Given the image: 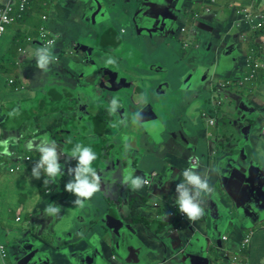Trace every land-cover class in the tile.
<instances>
[{"label":"crops","instance_id":"0c3cea01","mask_svg":"<svg viewBox=\"0 0 264 264\" xmlns=\"http://www.w3.org/2000/svg\"><path fill=\"white\" fill-rule=\"evenodd\" d=\"M0 1L2 4L0 7L7 2V0ZM18 2L19 0H14V6L17 10ZM93 2L96 5L93 6ZM146 2L150 3L151 6L153 0H52L48 5L42 7V12L39 13L38 8L27 19H25L27 16L20 18V20L15 18L7 25L6 30L0 36V173L5 170L16 173L23 168L21 161L16 159L10 149L7 148L9 143L14 141L17 142L16 146H21L24 140L23 137H25L23 132L18 130L21 126L26 125L27 121H38L35 115L40 112L47 113L46 118L48 117V120L51 121L54 112L57 110L63 112V105L71 104V110L74 108L75 114L81 115L84 119L78 125V129L82 130V135L77 133L75 139L67 138V141L72 147L76 145L77 141L81 143H99L100 140L97 137V133L104 132L102 130L97 131V125L99 124L100 128L110 129L111 133L108 134V137L111 141L108 142L104 152L106 158L111 159L116 154L122 160L126 157L124 165H121V163L115 165V172L119 176L123 177L125 175L124 169L132 166V169H134L133 176L138 175L149 180V185H144L143 188L135 191L138 197L147 200L145 207L138 208V213L146 216L148 220H151L152 224L153 220H156L165 222L166 226L162 229L155 224L157 228L152 229L144 223L135 225V223H127L125 221L128 229H120L121 238H114L112 232L102 222L103 217L109 212L111 201L117 204L120 213L127 216L129 209L127 206L131 199L128 198L123 203L125 207L122 204L121 207L119 205L121 199L118 200L116 198L109 201L107 200V195L100 190L90 200L86 201L85 206L82 208L73 203L76 199L75 196L69 198L67 202L65 201L64 205L58 202L57 206L64 208L62 219H52V229H55V231L52 232V229H49L46 232L44 228L45 220L55 215L45 216L44 209L49 204L53 205L52 202L57 196L54 194L42 195L41 200L33 206V211L29 210V207L24 208L31 212V219H26V226L21 227L13 235V243L10 245V241L5 242L2 238L0 239L8 248L9 259L12 253L15 264H189V260L192 259L196 264H207L206 260L211 261V264H264V224L247 229V218L240 211L222 206L224 208L227 207L228 211L225 209L227 212V215H225V211L220 208L221 215L218 214L219 207L218 211H210L209 207H207L211 196L214 198L223 194L219 183V165L217 164L220 163L223 157L232 154L231 151H228V148L237 147L238 152L236 154L240 153L241 149L244 148L248 154V147H250L248 144L251 141V146L256 144V149H259V147L264 148V129L256 135L251 132V129L257 125L256 120L248 116V113L244 110V115L241 116H239V112L242 111L236 113L231 111L235 105V88L229 94L233 96L230 102L226 103V105L225 103L223 105L222 102V110L216 106L221 99L218 100L212 96L214 89L217 90L214 80L218 79V83L226 80L232 85L231 80L235 79L234 82L238 81L236 85L235 83L233 85L237 89L240 86L241 78L247 73L245 64L249 59L246 40L253 33V30H256L251 23L244 19L245 13L250 12L252 15L255 14V17L260 16L264 20V3L261 0H186L185 3L180 0L182 14L179 15V28H174L168 34L144 36L137 33L136 23L140 17L139 14H136L141 5ZM102 4L105 5V8L96 13L98 10L97 6ZM260 5L262 7L258 9ZM198 13H202L200 16H203V20L201 19L200 21V19L196 18ZM40 14L42 17L44 14L48 15V27H45L57 38L56 44H50V46H54L55 61L49 65L47 72H43L48 75L45 79L41 78V76L35 77V75L31 79L28 70L26 68L22 70L21 77L24 78V81L21 79L20 81L28 86L26 89L14 91L8 84L9 78L14 75L7 74L4 76L2 68H5L8 63L21 65L22 61L18 53L20 52V46L26 47L30 44L25 43L22 45L21 41L17 40V36L21 32L25 36L27 32L29 35L30 31L38 30L39 27L37 29L34 28L32 19ZM90 15L92 18L87 20ZM59 22H62V25H58L57 23ZM122 25H126L128 31L131 32L127 34L121 28ZM248 27L250 30L245 32ZM119 28L122 30L119 31ZM184 28L186 32L180 34ZM196 28L208 33V35L204 34L202 36V41L211 58H206L205 65L193 64L191 61H187V63L191 65V68L198 65L203 67L201 68L202 75L208 71L207 75H210L209 79L211 82L206 87L205 84H201L203 82L200 81L201 83H199L195 80L191 88L187 90L182 88V84L188 75L184 76L183 73L177 78L181 79L184 77L180 86L182 91H193L196 88L197 90H207V94H209L208 91L210 92V98L206 97L195 102V104L202 102L197 107L200 114L207 113V118L204 119L202 116L205 124L204 129L196 130L194 133H190L187 129H183L184 133L171 131L168 128L170 123L161 119L150 105L143 101L135 100L137 92L140 91V88L136 87V81L138 80L135 75L140 72V61L150 56L145 54V57H141L142 48H150L148 42L153 41L151 49L156 52L153 56L150 52L154 65V63L158 62L154 57L159 58L157 49L164 45L170 52L172 51L171 44L168 41L169 38L182 39L183 48L189 49L191 45L185 46V43L192 44V40L195 39L194 36L198 30ZM85 31L89 34L87 38L82 35ZM93 33L97 34L94 35ZM135 33H137V37L134 38ZM140 33L142 34V30ZM122 35L125 36L122 37ZM65 38H68V40ZM255 40L261 44L264 52V37L261 35L256 37ZM78 43L95 49L91 53L89 61L86 59L87 55L84 50H79L75 57L69 58L72 55L73 45ZM235 43L237 45L236 54L226 57L229 60L231 58V63L226 60L218 64V61H222L221 57H224L227 46ZM14 44L17 45V53L13 51ZM37 45L43 47L38 42ZM30 48L33 49L31 45ZM128 48L137 52V59L133 55L129 57L126 54V51L129 50ZM240 54H242L241 57ZM233 58L238 62L232 61ZM245 58L246 62L243 65L240 64V60L243 62ZM109 60L114 61V63L109 64ZM33 61L36 66V59ZM92 62H95L96 65L93 64V67H90L88 63ZM259 64L262 67L263 75H260L255 83L251 81L243 87L245 93L243 96L246 97L247 103L253 106L249 107L250 111L262 108L264 113V53L260 57ZM215 65L217 66V71L212 72V67ZM164 68V71L167 70L166 67ZM90 71H92V74H88ZM158 73V77L153 76V91L157 92L161 97L153 93V99L163 101L162 108L165 109L167 102L163 97L170 92L171 96H173L172 89L174 86L171 82L173 76L168 78V73L164 74L162 68H160ZM239 79L241 80L239 81ZM63 80H71L73 88L69 89L64 86L61 83ZM64 92L71 94V96L66 99V95L61 96ZM126 95L132 98V105L126 103V99H124ZM109 98H116L121 105L117 110V115L109 114L110 104L107 103ZM208 98L210 99L209 104H207ZM210 103L211 110L208 107ZM193 106V108H196L195 105ZM137 111L141 113L145 111L149 118L155 117L152 122L157 124L164 123L167 128L166 131L177 139L174 144L177 147L180 144L181 147L179 148H182L180 152H177V148H165L164 142H162V146L157 149L158 154H163V158H165V167H159V171L163 173V176H155L156 186H153V182L149 178L155 174L153 172L156 170L155 160L153 165L148 168L143 166V154L145 153L142 148L143 142L141 144L138 142L140 133L133 134L132 132L135 126L131 122V117ZM99 112H106L104 118L111 117L112 120H108L109 122L106 124L104 123V118H92L93 115ZM125 115L128 116L127 126L118 123ZM208 116L215 120L214 125L208 124ZM240 121H244L245 125H241ZM66 123L70 128L75 127L68 120ZM112 123L117 124L115 127L117 129L116 133L121 132L119 137H116L112 126H110ZM139 125L143 128L142 123ZM237 125L245 127H242L237 133ZM208 126H213L212 129L214 131H209ZM148 127V135L153 137V124H149ZM246 128H249V130L244 132ZM229 131H233L241 139L239 141L236 139L237 137L233 139L230 134L228 135ZM129 133H132L136 140L133 142V147L126 148L128 144H126L125 138L128 137ZM203 140L207 141L208 149L204 150L203 148L201 150L202 153L199 154V145ZM212 140L215 141L213 142V151H209L211 149L209 145ZM60 144L62 147L65 145V143ZM22 149L27 153L24 148ZM58 149L61 150L60 148ZM7 153H10V155ZM38 154L32 157L37 158ZM63 154L65 155L64 152ZM211 154L217 155L215 163L207 159L211 157ZM18 156L26 157L21 151L16 157ZM248 157L250 159L249 155ZM139 158L142 161L140 164L137 163ZM189 158L198 163V171L202 170V173H208L209 184L213 188V192L204 198L203 207L205 213L203 217L195 222H189L186 216L180 211L177 212L179 209L175 204L176 185L183 179L182 171L190 166ZM70 163H68V167L75 165V163ZM104 163L106 171L98 173L99 175L101 174V180L104 185L102 188L105 187L107 191H113L118 194L122 189L120 177L118 181L113 182L112 178H110L111 174L109 175L111 172L109 167L110 160ZM27 166L30 167V165ZM63 172L62 175L64 177L68 175V171ZM15 179H23V175L15 176ZM65 180L63 178L61 183ZM48 187L50 188V184ZM125 189L128 190L127 187ZM64 197V200H66L68 194L67 197ZM223 200L230 203L224 196ZM224 203L226 204L225 201ZM21 206L22 204L20 208H22ZM228 206L231 207V205ZM166 207L172 208L170 213L159 216L157 210ZM176 209L178 210L176 211ZM230 210L231 214L229 213ZM13 215L15 213L11 211L10 205L5 210L0 209V228H2V222L7 225L10 223L13 220ZM23 217L22 214V216L18 215L15 218L16 221H22ZM98 219H100V222H98ZM245 225V228L240 229V227ZM36 226H39L38 231L33 228ZM93 226L102 229L105 233H94ZM130 226L134 227V233H132ZM256 228H259V230H255ZM245 232H252L253 235L249 247L246 250H240V244L246 234ZM0 234L3 236L5 230L2 229ZM224 236L227 239L223 240ZM128 249L137 251L139 260L133 256L130 258ZM8 257L3 259L0 256V264H11Z\"/></svg>","mask_w":264,"mask_h":264},{"label":"rangeland","instance_id":"374dc122","mask_svg":"<svg viewBox=\"0 0 264 264\" xmlns=\"http://www.w3.org/2000/svg\"><path fill=\"white\" fill-rule=\"evenodd\" d=\"M51 1L52 0H48V2L46 4L50 3ZM260 7H262V5H260L258 7V9ZM203 10H204V8H203ZM201 11H202V9H201ZM201 14L202 13H198L196 15V18L200 19V21H201V19L203 20V16L202 17L200 16ZM253 17H255V14H253ZM193 20H194V17H193ZM47 21H48V15L46 14L42 17V15L40 14L38 16H35L32 19V24H33L35 29L40 27L39 32L42 31V27H44L45 32L48 34V38L53 37L54 38L53 43L56 44L57 38L54 35H52L51 32L47 29V27H48ZM57 24L62 25V22H59ZM76 25H77V22H76ZM45 26H47V27H45ZM200 26H201V24H200ZM121 28L124 29L127 32V34L129 32H131V31H128V28L126 25H122ZM121 28H119L118 30L121 31L122 30ZM197 29L198 28H196V30ZM249 30H250V28L248 27L245 30V32H247ZM197 31H196L195 36H194L195 39L192 40V44H189L188 42L184 41V42H186L185 46L191 45V47L189 49L183 48L182 39L175 40V39L169 38L168 41L171 44L172 51L170 52L168 50V48L164 45L161 46L159 49H157V52L159 53V58L154 57V59L158 61L157 63H154V65H153V57L152 56H153V54L155 55L156 52L155 51L153 52V49H151V47H153V41L151 40L150 42H148L149 43L148 45L150 46V48H148V47L142 48L141 57H143V56L145 57V54H146V56H148V55H150V56L145 57L142 59V61H140L141 62L140 63V72L135 75L136 79L138 80V81H136V87L140 88L139 89L140 91L137 92V96L135 97V100L143 101V102L146 101V104L150 105L161 119H163L165 122L170 123L168 128L171 131H180V132L184 133L183 129H187L190 131V133H194L196 130L204 129V126H205L203 119H202L203 115H202V113L201 114L199 113V108L197 107L202 102L200 101L199 104H198V102L195 104V102L197 100H201V99H204L206 97H209L210 92L208 91L209 94H207V90H201V89L197 90L196 88L193 91H182V90H180V86H181V81L183 80L184 77H182L181 79L177 78V76H179L180 74H183V73H184V76L189 75L190 71H192L193 73H197V74L200 73V70L193 68V67L191 68L190 67L191 65L188 64L187 61H191L193 64L205 65V62L207 61L206 58L207 59L211 58L209 51L206 49V47L204 46V43L202 41V36L204 34L208 35V33L205 31H201L200 29H198ZM184 32H186L185 28H184V30L181 31L180 34H182ZM96 34H94V35H96ZM82 35L85 38H87L89 36L87 31L83 32ZM39 36H40V33L38 35H35L34 37H39ZM124 36L122 35V37H124ZM135 37H137V33L134 34V38ZM26 38H28V39L30 38V37H28V32H27L26 36L23 37L22 39L25 40ZM65 39L68 40V38H65ZM186 39H188V38H186ZM183 40H185V39H183ZM31 41H33V40H31ZM199 42H200V44H199ZM29 44L31 45V47L33 49L42 47V46H39V45L31 43V42ZM30 45L26 46V47L23 46L22 48L19 49L20 52H18L17 51V45L14 44V50L13 51L16 53L17 52L19 53L22 63H21V65H17L15 63H8V64H6L5 68H2V72L4 73V76H6L7 74H13L15 76V77L14 76L13 77L17 80V84H19V85H21L23 83V82H20V79L22 81H24V78L21 77L22 76L21 74H22V70H24L25 68L28 70V74L30 75L31 79L33 78L32 76H34V75H35V77L41 76V78H43V79L48 77V75H46L43 72H40V69H38L34 65L35 62L33 60L35 58H34L33 54L35 53L36 50L31 49ZM50 48H51V52L54 56V51H53L54 46H50ZM128 49L129 50L126 51V54L129 57H131L133 55V57L135 59H137L138 58L137 52L135 50L130 49V48H128ZM150 52L152 53V56H151ZM247 53H248V51H247ZM71 54L72 55H70L69 58H73L77 55V53H74V52ZM241 56H242V54H240V57ZM245 62H246V58L243 60V62H242V60H240L239 63L243 65ZM114 65H116V64H114ZM73 66H75V65H73ZM164 67H166L167 70L164 71V69H165ZM160 68L163 69L164 74L168 73V78H172V76H173V79L171 81L173 86H174L172 89L173 96H171V92H170L168 95L163 97V99H165V101L167 102V105L165 106L166 110L162 108L163 101L153 99V93H155L159 97H161L157 92L153 91V76H156V77L159 76L158 72L160 71ZM59 70H61V68H59ZM204 75H205V73L203 74V76L201 78H197L195 76L196 82L201 83L200 81H201V79L202 80L204 79ZM79 76L81 77V75H79ZM234 80L233 81L231 80V82L234 83ZM29 81H32V80H29ZM194 81H195V78H194L193 82ZM237 81H235V85H236ZM210 82H211L210 79L206 77V79L203 80V83H201V84H205L207 87L210 84ZM214 82L218 83L219 81L217 79V80H214ZM61 83L64 86L68 87L69 89L73 88V82H71V80H63V81H61ZM248 83L249 82H245V86ZM167 84H168V82H167ZM235 85L232 86L229 83V86L225 87V86H227V83H223L222 87H225V88L218 87L217 90L214 89V93H212L213 94L212 96H214L217 99L222 98L221 100H226V102H227L228 98H226V97L229 96V94L232 92V89L235 88L234 89V92L236 94L235 95V105H234V108L231 110L232 113H236L238 111L246 110V113H248V116H250L252 119H255L256 120L255 122L257 123V125L253 129H251L252 134L256 135L258 133H261L262 129H264V114L257 112V110L256 111L255 110L250 111L249 107H251L252 105L250 106V104H245L247 99H246V97L243 96V94H245L244 88L241 86H238V89L240 87V89L238 90L235 87ZM12 87L15 88V86H12ZM26 88L27 87H25L23 89H26ZM23 89H21V90H23ZM55 92H58V91H55ZM63 95H66V99H68V97L71 96V94H67V92H64V94H62L61 96H63ZM219 97H221V98H219ZM209 98L207 100V104H209V102H210ZM124 99H126L125 101L128 105H132L131 104L132 98L130 96L126 95L124 97ZM111 100H112V98L111 99L109 98L107 100L108 101L107 103L111 104ZM221 100H219V101H221ZM193 105H195L196 108H193L194 107ZM218 105L219 104H217V106ZM69 106L72 107L71 104H69ZM208 107L211 110V103H210V106H208ZM246 107H248V108H246ZM220 109L222 110L223 108H220ZM218 111H220V110L218 109ZM64 112L66 114L70 113L69 109L64 110ZM60 114H61L60 111H56L54 113L53 117H57V116L59 117ZM203 118H204V116H203ZM240 123L242 125V124H244V121H240ZM134 126L135 127L132 129L133 134L134 133H140L139 138H138V140H139L138 142H140V144L143 142L142 148L145 152V153L143 152L144 153L143 154L144 155V158H143L144 165L143 166L148 168L150 165H153V161L155 160L156 170L153 171L155 174L151 175L149 178H151V180L153 182V186H156L155 183H157V181H155V179H154L155 176H157V175L163 176V173L159 171V167H162V168L165 167V162H164L165 158H163V154H158L157 149L160 148L162 146L161 145L162 142H164L163 145H165V148L166 147L168 149L177 148L178 149L177 152H180L182 150V148H179V147H181V145L179 144L177 147L174 144V143H176L177 139H175L170 132L166 131L167 128H166L164 123L157 124V123L153 122V126H154L153 137L149 136L148 133L144 132L141 125H134ZM146 126H147V128H149L148 125H146ZM212 127L213 126H208V128H209L208 130L214 131L212 129ZM242 127H245V126L239 127L237 125L238 130L236 132L239 133V130ZM112 128L115 132L116 137H119L121 135V132L116 133L117 129L115 127H112ZM36 131H40V129H36ZM133 134L129 133L128 137L125 138V142H126V144H128L126 146V148L134 146L133 142H135L136 139H135ZM229 134L231 135V137L233 139H235L236 137H237L236 139L238 141L241 139L240 136L239 135L237 136L233 131H231V132L229 131L228 135ZM45 136L50 138L53 135L49 132H46V133L39 134L36 136L33 135L30 138L23 137L24 140H23L21 146L20 145L16 146V143H17L16 141L9 143V145L7 146V148L10 149V152H12L14 154L15 158L19 159L21 161L22 166H23V168L21 170L17 171L16 173H11L9 170L1 171V173H0V190H2L0 192V209L5 210L10 205L11 211L12 212L14 211V213H15V215H13V220H11L8 225L6 223L2 222V228H0V233H1L2 229L5 230V234L3 236L0 234V239L2 238V240L5 242L10 241V245H11V243H13V240H14L12 238L13 235L17 231H19L21 229V227L26 226V223H25L26 219H31V212H29L27 209H24V208L29 207V210L33 211V208H34L33 206L35 204H37L39 202V200H41L42 195H48V194L56 195L57 198H55L52 202L54 206H57L58 202L60 204L64 205L65 201L67 202V200L69 198L75 196L74 194L69 193L66 190H64L66 183L71 179V177L69 175H66L65 177L62 175L58 179L57 183L50 184V188L48 187L49 185H44V183H43L44 177L43 176L40 179H36V178L31 176L32 167L35 164V162L39 159V157H37V159L35 158L32 161H29V158H30L29 154L25 153V151H23L22 148L29 149L28 142H29V144L33 143V145H36L39 143L40 138L45 137ZM213 142H215V141L212 140L210 142L209 148H211V149L209 151H213V149H212L214 147ZM251 144H252V141L250 142V144H248L251 147V148L248 147V149H249L248 155L250 157H253V154H255V155L258 154V155H260V159L263 161L264 160V148L259 147V149H256V147H255L256 144H253L252 146H251ZM58 148L61 149V150L58 149V151L61 153L60 162L63 165L62 170L68 171V168H69L68 163L71 164L70 162H72V164L75 163V165H76L77 161L76 160L74 161V159H73V161L71 160L70 162L68 160H66L67 157L65 156L66 153L64 151V147H62L61 144H59ZM203 148H204V150L208 149V145H207L206 140L205 141L203 140L200 142L199 154L202 153L201 150ZM237 150H238L237 147L236 148H228V151H231L232 153H235V154L238 152ZM20 151L23 152V154H25V156H26L25 158H23L22 156L16 157L20 153ZM34 152H36V151H34ZM63 152L65 153V155L63 154ZM207 153L209 154L208 151H207ZM38 156H39V154H38ZM210 156L211 157H208L207 159L210 160L212 163H215V159L217 158V155L211 154ZM137 163H139V164L142 163L141 158H139V160H137ZM101 164H104V163H101ZM27 165H30V167H28ZM75 165H73V167H75ZM123 172H124V174L131 173L133 175L134 169H132V166H129V167L125 168ZM199 172L201 174H203L202 170ZM14 175L15 176L23 175V179L16 180ZM117 176H118V173L114 172L113 176H111L110 178H112L113 182L118 181ZM152 176H153V178H152ZM115 177H117V179H115ZM63 178H64V180L66 178V180L61 183ZM122 180H123V177L120 175V182L122 184L121 185L122 189H121V192L118 194L114 193L113 191L112 192L107 191L105 189V187L102 188V186H104L102 180H101L100 190H101V192H104L107 195V198H109L111 200H115L116 198L118 200L121 199V202H119V205L121 206V204H122V206L125 207V205L123 203L126 202L128 198L131 199V201H132L133 198H137L138 196L135 193V191L131 188V186L122 183ZM149 184H150V182H149ZM149 184H146V185H149ZM57 186H58V189H57ZM126 187L128 188V190L125 189ZM18 189H19V191H18ZM58 191H59V193H58ZM67 194H68V197H67ZM64 196L67 197L66 200H64V198H65ZM29 198L31 201L29 200ZM58 198H59V200L57 201ZM138 201H141V200H138ZM129 202H130V200H129ZM98 203H100V202H98ZM98 203H94V204H98ZM21 204H22V206H21L22 208H20ZM100 204H102V203H100ZM59 208H60V212L58 214H56L54 217H49L47 220H45L46 222L44 224V228L46 229V232L49 229L50 230L52 229V219H62L61 218L62 217V211L64 210V208L63 207L62 208L59 207ZM159 209H161V208H159ZM155 210H156V208H155ZM177 210L178 209H176V211ZM177 212H179V210ZM128 213H129V209H128ZM22 214L24 216L23 217L24 219L22 221H16L15 217H17L18 215L22 216ZM64 219H66V218H64ZM99 220L100 219H98V222H100ZM138 224L139 223H135V225H138ZM148 225L152 229L157 228V226L155 224H152V222H148ZM134 227L137 228L136 226H134ZM134 227L130 226L132 233H134ZM33 228H36V230L38 231L39 226L38 227L36 226ZM92 228H93L94 233L95 232H98L100 234L105 233L102 229H99L96 226H93ZM255 230H259V228L258 229L256 228ZM51 231L54 232L55 229H52ZM10 253H11V250H10ZM8 260H10L11 264H15L14 257L12 255V253L10 254V259L8 257Z\"/></svg>","mask_w":264,"mask_h":264},{"label":"water","instance_id":"95a60500","mask_svg":"<svg viewBox=\"0 0 264 264\" xmlns=\"http://www.w3.org/2000/svg\"><path fill=\"white\" fill-rule=\"evenodd\" d=\"M179 1L180 0H153L151 6L148 2L141 5L138 13L136 14H139L140 17L138 18V21L136 23L137 33L144 36H153L155 34H168V32L172 31L174 28L178 29L179 15L182 14V5L179 3ZM185 1L186 0H183L184 3ZM94 5H96L95 2H93V6ZM97 8L98 10L96 11V13L104 9L105 5L102 4L101 6H97ZM90 18H92L91 15L89 16V18H87V20H89ZM141 30L142 34L140 33ZM79 50H84L86 52L87 61H89L91 53L95 51V49H92L89 46L78 43L73 45V49L71 52L78 53ZM236 51V43L233 45L230 44V46L228 45L224 52V57H221L222 61H218V64H221V62H225L226 60L230 62L231 58L229 60L226 57L233 56V54H236ZM232 61L238 62L235 58H233ZM93 64L96 65L95 62L88 63L90 67H93ZM201 68L203 67L199 66L198 68H196L200 70V73H193L188 75V77L182 84V88H185L187 90L190 89L193 85L192 83L194 78L195 80L196 77L201 78ZM216 70L217 66L215 65L212 67V72ZM88 74H92V71H90V73ZM209 76L210 75L205 74L203 80H205L206 77L209 78ZM203 80L201 79V82H203ZM245 104L249 103L245 102ZM262 111V108L257 110V112L260 113ZM154 118L155 117H147L145 111L142 113V119L140 123H142L143 130L145 132L148 133L149 128H147L146 125L153 124L152 120ZM217 165H219V183L223 194L217 197L215 196L214 198L212 196L210 197L209 203L207 205L210 211H218L219 207L218 214H221L220 208H222L225 211V215H227V207L232 209L234 208L240 211L243 216L247 218V229L253 228L260 224H264V160L262 161L260 159V155L258 154H253V157H250L249 159L246 149L243 148L237 155L233 153L226 155ZM223 196L226 197L230 201V203H228V201L226 200H223ZM224 201L227 205L224 203ZM228 205H231V207ZM222 206L227 207L224 208ZM231 210L229 212L230 214ZM124 217L125 216L122 213H120L119 217H114L111 216L109 212L103 217L102 222L107 227V229L112 232L114 238H121V235L119 233L120 229H128ZM245 227L246 225L244 227H240V229ZM117 244L119 245V243ZM128 253H130V258L133 256L134 258L139 260L137 251L128 249ZM205 262H208L207 264L212 263L209 260H206ZM189 264L196 263L192 259L189 260Z\"/></svg>","mask_w":264,"mask_h":264},{"label":"clouds","instance_id":"9594fccd","mask_svg":"<svg viewBox=\"0 0 264 264\" xmlns=\"http://www.w3.org/2000/svg\"><path fill=\"white\" fill-rule=\"evenodd\" d=\"M48 45L37 48L34 55L36 59V67L42 72H47L49 65L55 61ZM109 64L114 61L109 60ZM146 103V101H145ZM121 105L116 98L111 100L109 107L110 115H117V110ZM142 119V113L137 111L131 117L133 125H139ZM119 124L127 126L128 116L125 115L123 119L118 121ZM110 126L116 127V123ZM29 150L33 149V145H28ZM36 151L39 152V159L35 162L31 170V176L40 179L44 177V185L55 184L62 176L63 166L60 163L61 153L58 151V145L55 140L45 136L40 138L38 144L35 145ZM10 155V153H7ZM68 161L76 160L75 167L68 168V175L71 179L66 183L65 190L75 195L76 199L73 201L75 205L84 207L85 202L90 200L101 188V176L97 170L92 166L93 161L97 159L96 153L90 146H84L77 143L70 152L66 153ZM189 167L185 168L181 175L183 179L176 185V199L180 213H182L189 222H195L203 217L205 210L203 207L204 198L213 192V188L209 184L208 173L201 174L198 171L199 165L197 162L189 158ZM122 183L130 185L136 191L148 184L149 181L141 176H133L131 173L123 176ZM60 212L58 206L49 204L44 209L45 216H54Z\"/></svg>","mask_w":264,"mask_h":264},{"label":"trees","instance_id":"16d2710c","mask_svg":"<svg viewBox=\"0 0 264 264\" xmlns=\"http://www.w3.org/2000/svg\"><path fill=\"white\" fill-rule=\"evenodd\" d=\"M47 2H48V0H30L29 7L27 8L26 11L22 12V16L21 17H18V16L16 17L17 20H20V18H23V17H26V16L27 17L25 19H27L29 17V15L31 16L33 14V12H35L36 9H38V8H39V13L42 12L41 9H42V7L44 5H48V4H46ZM0 5H2L1 1H0ZM44 15H46V14H44ZM39 30H40V27H39L38 30H34V32L30 31L28 37H34L35 35H38L40 33ZM21 33L18 34L17 40L21 41L22 45H24L25 43H30V42L31 43L35 42L34 44H37V42L35 40L31 41L28 38H26L25 40L22 39L26 35L23 36V34H21ZM261 35H262V37H264V27L261 28V29L253 30V33L247 37L246 48H247V51L249 53V62L248 63H249V66H250L248 68V71H247L248 73L252 72V69L254 68V65L259 63L260 57L264 53L262 48H261V44L257 43L256 40H255L256 37H259ZM21 47H23V46H20V48ZM262 72H263V70H261V68L257 69V75H256L255 79L253 80V83H255V81H257V79H258V77L260 75H263ZM20 82H22V81H20ZM8 84H9V82H8ZM27 86L28 85H26V87ZM10 87L14 91H19V90H16L11 85H10ZM63 107H64L63 110H68L69 109L70 113L66 114L63 110H61L63 112H61L59 117L58 116L56 118L52 117L51 121H49L48 117L46 118V114L47 113L40 112L39 114L35 115V118L38 121H36V122L27 121V124L23 125V127L21 126L18 130L20 132H23V135L25 136V138H30L33 135L36 136V135H39V134H43V133L49 132V133H51L53 135V136L50 137V139L55 140L57 144L65 143V145L62 144L64 146L65 153L70 152V150L73 147L67 141V138L68 139H75V137L77 136V133H78V135H82V130L78 129V125L82 121V119H84V117L82 118L81 115L75 114L74 108H72V110H71V107L68 104L67 105L64 104ZM105 113L106 112L96 113V115H93L92 118H94V119H96V118L102 119V118H104V114ZM212 114H213V112H212ZM32 116L34 117V115H32ZM104 119H105L104 123H106V124H108V122H109L108 120H112L111 117L110 118H104ZM67 120H68V122L72 123V126H75V127L74 128L73 127L72 128L68 127V124L66 123ZM31 121H33V120L31 119ZM64 123H66V124H64ZM36 129H40V131H36ZM96 130L97 131H101L102 130L104 132V133H97V137L100 140L99 143H95V142H93V143H91V142H88V143H84L83 142V143H81L79 141H77V143L83 144L84 146H90L93 149V151H95L97 159L95 161H93V165L92 166L97 170L98 173H100L102 171L103 172L106 171V165H105L104 162L107 161V160H110L109 167L111 169V172L109 173V175L110 174L112 175L116 171L115 165L117 163H121V165H124L126 157L124 158V160H122L121 158H118V154H116L113 157H111V159H107L105 154H104V152H105V150L107 148L108 142L111 141L109 139V137H108V134L111 133L110 132L111 130L107 129V128H100L99 124L97 125ZM248 130H249V128H246V129H244V132H247ZM31 144L33 145V143H31ZM28 145H29V142H28ZM34 149H35V145H33V150L25 149L27 151V154H29V156H30L29 161H32L33 159H35L32 156H34L35 154L39 153L38 151H36ZM34 151H36V152H34ZM101 163H104V164H101ZM106 176L108 177V175H106ZM117 177L119 178L120 176L118 175ZM117 177H115V179H117ZM107 200L111 201V199H109V198H107ZM138 200H141V201H138ZM110 203H111V205H110L111 207L109 208V214L111 216H114V217H119L120 216L119 207L117 206L116 203H114V201H111ZM146 204H147V200L145 198L137 197L134 200L132 199V201L130 200V202L128 204L129 215L124 217L125 221L127 223H130V222H132V223H144V224H146L148 226V222H151V220H148L146 216H142V215H140L138 213V208L145 207ZM171 209L172 208L169 209L167 207L164 208V209H158L157 210V214L159 216L168 214L171 211ZM113 211H115V212H113ZM153 224L158 225V227L162 228V229L166 226L165 222L156 221V220H153Z\"/></svg>","mask_w":264,"mask_h":264},{"label":"built area","instance_id":"2783aa9c","mask_svg":"<svg viewBox=\"0 0 264 264\" xmlns=\"http://www.w3.org/2000/svg\"><path fill=\"white\" fill-rule=\"evenodd\" d=\"M261 1L264 3V0H261ZM29 4H30V0H19L18 10H17L15 9V6H14V0H7V2L3 6L0 7V36L6 30L7 25L10 24L16 18L15 16H18V17L22 16V12L27 10ZM244 19L247 22L251 23L254 29H261L264 27V20L260 16L253 17V15L250 12L245 13ZM29 40H33V41L35 40L36 42H41L40 44H42L43 46L48 45L49 42H52V43L54 42L53 37L48 38V34L45 32L44 27H42V31H40L39 37H30ZM248 62H249V59L245 64V68L247 69V71H248V68L250 67ZM259 68H262L260 64L259 63L255 64L254 68L252 69V72L251 73L247 72L248 74L246 73L247 75L243 77V79L239 82V85L241 86L245 82L253 81L257 75V69ZM9 84L11 86H15L16 90H21L26 87V85L23 83L21 85L17 84V80L14 77L9 78ZM203 116L206 119L207 113H204ZM207 122L209 125L215 124V120L209 116H208ZM0 227H1V223H0ZM252 235H253L252 232L246 233L244 235L243 240L240 244V250H246L249 247ZM225 239H227L226 236L223 237V240ZM0 256L3 259H6L8 257V248L1 241H0Z\"/></svg>","mask_w":264,"mask_h":264},{"label":"flooded vegetation","instance_id":"af4514ba","mask_svg":"<svg viewBox=\"0 0 264 264\" xmlns=\"http://www.w3.org/2000/svg\"><path fill=\"white\" fill-rule=\"evenodd\" d=\"M199 67V65L197 66V67H194V68H198ZM217 71V70H216ZM190 74H193V72L191 71V73ZM204 74V73H203ZM205 74H207L206 72H205ZM244 75V74H243ZM242 75V76H243ZM201 77H202V75H201ZM244 77V76H243ZM241 79H243V78H241ZM241 79H239V81L241 80ZM229 81H223V82H221V83H216V86H217V88L218 87H222V84L223 83H227V86H225V87H228L229 86V83H228ZM235 83V82H234ZM234 83H232V85L234 84ZM234 86V85H233ZM225 87H222V88H225ZM241 87H245V83L244 84H242L241 85ZM233 96L232 95H229V96H227L226 98H228V100H227V102H226V100H221V101H218V103L217 104H219L218 106H217V104H216V106H217V108H222L223 106H222V102H223V105H224V103H225V105H226V103L228 104L229 102H230V99L232 98ZM221 98V97H220ZM222 99V98H221ZM219 100V99H218ZM247 102V101H246ZM225 107V106H224ZM220 110V109H219ZM245 112H246V110H244ZM244 111H242V112H239V116H241V115H244ZM128 215H129V213H128ZM126 217V216H125ZM132 223V222H131Z\"/></svg>","mask_w":264,"mask_h":264}]
</instances>
